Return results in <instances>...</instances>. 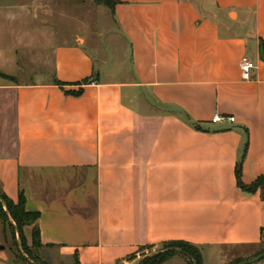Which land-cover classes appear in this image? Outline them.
I'll list each match as a JSON object with an SVG mask.
<instances>
[{
    "label": "crops",
    "instance_id": "1",
    "mask_svg": "<svg viewBox=\"0 0 264 264\" xmlns=\"http://www.w3.org/2000/svg\"><path fill=\"white\" fill-rule=\"evenodd\" d=\"M112 1L126 52L109 66L51 0H0V190L39 215L28 245L37 229L64 264H136L174 242L202 264L253 259L262 190L236 169L245 187L264 177V0ZM8 242L0 224V264H17Z\"/></svg>",
    "mask_w": 264,
    "mask_h": 264
},
{
    "label": "rangeland",
    "instance_id": "2",
    "mask_svg": "<svg viewBox=\"0 0 264 264\" xmlns=\"http://www.w3.org/2000/svg\"><path fill=\"white\" fill-rule=\"evenodd\" d=\"M51 5H53L51 9L54 11L56 24L58 26L65 27L67 29L69 28L71 32L77 31L82 35L90 36L91 39L89 41L90 45L88 48L94 54L97 63H100L102 58L109 64V66L111 65L112 60L122 63V54L126 50V47H124V45H122V43L118 40L110 12L111 4L108 0H51L50 7ZM12 224L14 225V223ZM6 235L9 241V246L12 248L14 254H17V252L22 250V243L20 239H18V236L16 239V236L13 235V232L9 229V227H7V225ZM26 244L27 247L31 248L32 251L41 258V260H45L44 262L47 264H64L58 263L55 260L56 257L53 251L44 250L43 248L35 250L32 248L33 245H28L27 241ZM197 251L202 259L201 252L198 249ZM166 252H176L177 256H181L188 264L191 263L187 257L183 255V253L187 252L191 254L193 252L184 249L182 250L177 247H161L155 251L150 250L147 253L142 254L140 258L146 255L153 256ZM263 253L264 245L262 250L253 259L239 260L234 264H255L263 257ZM207 264L215 263L207 262Z\"/></svg>",
    "mask_w": 264,
    "mask_h": 264
},
{
    "label": "trees",
    "instance_id": "3",
    "mask_svg": "<svg viewBox=\"0 0 264 264\" xmlns=\"http://www.w3.org/2000/svg\"><path fill=\"white\" fill-rule=\"evenodd\" d=\"M111 4V8L113 6V1L108 0ZM236 177L238 180V186L240 189L247 193H254L258 189L262 190V198L264 201V177H261L256 180V182L249 186L245 187L241 184V173L240 167L236 169ZM25 197L23 194H20L17 201L14 202L10 198H8L2 191L0 190V224L2 225L3 232L6 234V225L9 229L13 232V235L18 236L22 243V250L14 254L15 261L17 264H47L41 258L35 254L31 248L27 247L25 236H24V229L26 227H31L36 224L38 221L39 215L37 213H30L26 211L25 208ZM12 221V222H11ZM14 223V225L12 224ZM264 233V229L262 234ZM19 234V235H18ZM262 241L264 245V236H262ZM32 248L38 250L42 248L40 239H39V232L38 230H34L33 232V243ZM163 247H177L180 249H184L187 251H192L193 253L189 254L187 252L183 253L185 257L191 262L190 264H202L201 256L199 255L197 248L190 246L189 244L182 243V242H174L170 244H166ZM13 251V250H12ZM176 256V252H166V253H159L153 256H147L143 260H141L138 264H163L170 260L172 257ZM264 258V253L262 254Z\"/></svg>",
    "mask_w": 264,
    "mask_h": 264
},
{
    "label": "built area",
    "instance_id": "4",
    "mask_svg": "<svg viewBox=\"0 0 264 264\" xmlns=\"http://www.w3.org/2000/svg\"><path fill=\"white\" fill-rule=\"evenodd\" d=\"M256 69V66L255 64L250 61L248 58H243L241 60V63H240V71H241V75H242V79L244 81H250L252 79V73L253 71ZM223 121H228L230 122L231 124L235 123V118H221L219 116H214L211 123L212 124H217V123H220V122H223ZM262 236H264V233L262 234Z\"/></svg>",
    "mask_w": 264,
    "mask_h": 264
},
{
    "label": "water",
    "instance_id": "5",
    "mask_svg": "<svg viewBox=\"0 0 264 264\" xmlns=\"http://www.w3.org/2000/svg\"><path fill=\"white\" fill-rule=\"evenodd\" d=\"M145 257H147V255L146 256H143L142 258H140L137 262H136V264H138L141 260H143Z\"/></svg>",
    "mask_w": 264,
    "mask_h": 264
}]
</instances>
